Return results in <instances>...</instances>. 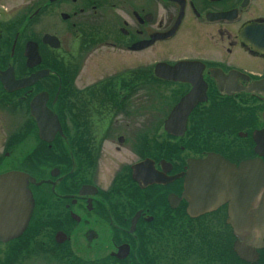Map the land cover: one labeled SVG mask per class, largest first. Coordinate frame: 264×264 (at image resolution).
Listing matches in <instances>:
<instances>
[{
	"label": "flooded vegetation",
	"instance_id": "obj_1",
	"mask_svg": "<svg viewBox=\"0 0 264 264\" xmlns=\"http://www.w3.org/2000/svg\"><path fill=\"white\" fill-rule=\"evenodd\" d=\"M210 155L264 161V0H0V264H264Z\"/></svg>",
	"mask_w": 264,
	"mask_h": 264
},
{
	"label": "water",
	"instance_id": "obj_2",
	"mask_svg": "<svg viewBox=\"0 0 264 264\" xmlns=\"http://www.w3.org/2000/svg\"><path fill=\"white\" fill-rule=\"evenodd\" d=\"M198 163L208 166L201 173L205 175L206 184L211 190L210 199L220 198L222 202L229 200L231 208H237L230 210L231 217L239 213V198L243 190H251L252 198L262 192L258 214L255 212L250 219L233 217L228 223L234 228L237 236H240L241 230L249 231L253 228L264 232V161L246 160L236 167L220 156L210 155ZM186 182L190 183V178H187ZM25 211L24 178L17 174L0 175V234H8L22 223ZM234 250L239 252V255L244 252L238 242L235 243Z\"/></svg>",
	"mask_w": 264,
	"mask_h": 264
},
{
	"label": "rangeland",
	"instance_id": "obj_3",
	"mask_svg": "<svg viewBox=\"0 0 264 264\" xmlns=\"http://www.w3.org/2000/svg\"><path fill=\"white\" fill-rule=\"evenodd\" d=\"M212 244H214V241L212 242ZM231 244H232V242H231V240H229V248L231 247ZM167 259V258H166ZM168 260V259H167ZM194 262H198V263H200V262H202L201 261V259H198V261H194ZM204 262V261H203ZM206 263V262H205ZM201 264V263H200Z\"/></svg>",
	"mask_w": 264,
	"mask_h": 264
}]
</instances>
